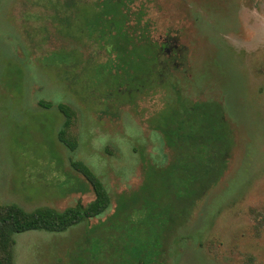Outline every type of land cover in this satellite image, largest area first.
<instances>
[{
    "label": "rangeland",
    "instance_id": "374dc122",
    "mask_svg": "<svg viewBox=\"0 0 264 264\" xmlns=\"http://www.w3.org/2000/svg\"><path fill=\"white\" fill-rule=\"evenodd\" d=\"M42 3L0 0V203L32 210L90 202L95 192L71 165L74 160L102 179L112 203L66 232L17 234L14 264H72L75 243L86 229L102 233L121 194L148 204L130 206L118 217L125 218L123 225H114L131 236L137 229L131 240L160 231L147 212L161 214L156 220L165 223L162 230L172 231L174 223L184 233L165 234L170 264H245L249 255L264 264V0H135V8L147 12L153 38L178 36L184 46L187 65L177 74L183 94L197 100L228 92L239 118L229 168L205 205L190 221L177 215L168 224L162 217L174 195L159 170L173 151L151 120L166 118L173 89L160 86L132 103L110 97L106 79L95 76L96 66L107 60L105 47L67 34L54 19L56 10ZM69 50L78 52L76 61L63 58ZM58 103L74 111L66 131L74 149L58 138L65 120ZM127 237L123 245L133 244Z\"/></svg>",
    "mask_w": 264,
    "mask_h": 264
},
{
    "label": "trees",
    "instance_id": "16d2710c",
    "mask_svg": "<svg viewBox=\"0 0 264 264\" xmlns=\"http://www.w3.org/2000/svg\"><path fill=\"white\" fill-rule=\"evenodd\" d=\"M36 2H43L45 7L56 10L54 19L66 26L67 34L79 40L86 36L105 47L107 60L105 65L96 66L95 76L100 82L106 79L110 97L125 96L123 99L132 103L143 94L155 92L160 86L173 89L174 96L165 105L168 114L162 115L166 118L159 123L151 120L152 128L161 132L165 143L173 151L171 161L163 164V169L159 170L165 172L163 181L170 194L174 195L168 198V212L162 218L166 224L177 215L190 221L200 211V204L205 205L203 203L208 194L225 175L233 155L239 118L232 112L228 92L217 98L197 100L185 96L177 75L180 66L187 65L184 46L179 44L178 36H169L162 41L153 38L146 18L147 12L144 7L135 8V0ZM65 52V60H77V51ZM39 103L46 108L51 106V103L43 100ZM57 109L65 117L58 138L74 149L76 142L66 135L74 111L65 103H58ZM71 165L92 186L94 199L86 204L78 201L64 209L37 207L28 210L16 203H0V264H14L17 234L32 230L66 232L80 223L86 224L90 219L101 216L111 207L112 198L102 179L80 160L72 161ZM119 200L114 216L108 219L109 223L105 222L101 234L97 232L98 227L86 229L81 240L75 243L72 264H170L171 251L164 239L167 235L181 238L184 233L178 231L174 223L171 224L172 231L162 230L165 223L156 220L161 214L158 212L154 216L147 212L146 218L153 224L152 227L160 225V231L157 233L153 230L154 235H148L149 230L141 231L149 238L145 237V241H142L140 234L131 240L137 229L131 232V236L118 231L114 225H123L125 218L122 221L118 217L130 206L144 209L148 204H141L138 197L132 196L126 201L122 194ZM259 221L262 224L264 217ZM183 227L184 230L188 229L184 224ZM92 236H96L95 240H100L99 243H92ZM127 236L133 244L123 245ZM103 239L105 242L110 241V245H103ZM104 258L105 261H102ZM245 264H255L254 256L249 255Z\"/></svg>",
    "mask_w": 264,
    "mask_h": 264
}]
</instances>
